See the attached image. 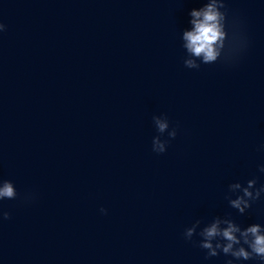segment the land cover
I'll return each mask as SVG.
<instances>
[{
    "label": "clouds",
    "instance_id": "obj_1",
    "mask_svg": "<svg viewBox=\"0 0 264 264\" xmlns=\"http://www.w3.org/2000/svg\"><path fill=\"white\" fill-rule=\"evenodd\" d=\"M188 15L191 29H184L181 35L186 68L199 69L202 64L210 65L218 61L234 63L246 51L248 41L232 30L234 22L229 21L226 0H204L201 7L191 9ZM6 30L7 26L0 21V34ZM152 121L158 133L152 138V151L163 154L169 142L176 138L179 126L170 127L167 114L154 115ZM165 133L167 138L162 139ZM259 171L264 173V165L259 167ZM256 185V178L248 179L246 184L239 181L229 184L225 194L228 205L239 214H245L264 194V185ZM233 195L235 198H232ZM18 198L29 203L35 196L32 193L20 194L11 180L0 179V201ZM100 212L106 215L107 209L101 208ZM10 219L11 212L0 207V224ZM194 236L200 239L194 241ZM183 238L204 250L206 260L223 254L231 257L226 264H237L239 261L264 264V225L260 223L242 227L230 214L215 216L207 223L196 219L184 229Z\"/></svg>",
    "mask_w": 264,
    "mask_h": 264
}]
</instances>
